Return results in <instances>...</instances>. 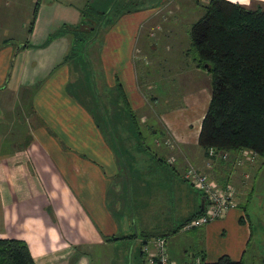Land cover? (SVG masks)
Returning <instances> with one entry per match:
<instances>
[{
    "label": "crops",
    "instance_id": "obj_1",
    "mask_svg": "<svg viewBox=\"0 0 264 264\" xmlns=\"http://www.w3.org/2000/svg\"><path fill=\"white\" fill-rule=\"evenodd\" d=\"M227 1L264 11V0ZM204 5L203 0H0V238L25 241L36 264H145L142 246L156 237L167 239L169 258L177 264L192 256L203 264L223 256L262 264L264 210L257 216V236L246 205L255 194H264V158L245 151L229 160L213 158L208 167L198 144L211 78L196 85L207 95L195 94L190 107L185 98L177 100V108L161 115L170 146H124L135 132L121 125L113 133L100 130L93 117L102 113L98 102L81 100L70 90L72 66L63 60L73 36L67 33L42 46L58 29L79 25L85 12L88 24L100 25L91 40L100 41L95 57L91 51V66L107 100L101 104L111 109L116 126L120 85L135 114L151 106L137 99L136 56H160L151 59L155 69L172 70L166 67H175L177 58L186 55L185 42L190 47L189 31L203 16ZM100 13L107 15L98 22ZM88 59L77 57L83 74L77 83L88 82ZM193 70L201 77V70ZM137 136L144 138L141 131ZM133 150L155 153L158 165L170 166L174 178L188 187L155 191L152 172L138 170ZM118 153L127 161H120ZM189 166L206 172L220 188L233 187L236 195L223 218L184 230L205 202L184 179ZM256 205L262 210V204Z\"/></svg>",
    "mask_w": 264,
    "mask_h": 264
},
{
    "label": "trees",
    "instance_id": "obj_2",
    "mask_svg": "<svg viewBox=\"0 0 264 264\" xmlns=\"http://www.w3.org/2000/svg\"><path fill=\"white\" fill-rule=\"evenodd\" d=\"M203 8V16L189 31L190 48L187 53L197 68H202L211 77V99L201 123L199 147L207 156L210 149L214 150L215 158L220 159L222 154H238L245 151L264 158V11L260 7L254 10L247 9L227 0H212ZM89 14L93 13L89 11ZM100 15L98 22L103 21L107 14ZM35 16L36 11L29 31L32 29ZM87 17L88 14L85 12L79 25L58 29L42 46L70 33L73 42L63 63L74 61L78 64V55L85 51V46L80 48L78 44L89 43L90 38L95 36L100 27L98 24H88ZM120 87L117 89L120 100L118 102L115 100L118 103V106L115 105V111L121 121L118 120L116 126L131 128L138 131L139 135L136 114L128 104L121 85ZM149 101L152 105L156 102ZM102 107L100 112L104 110L107 113L105 107L103 105ZM93 117L100 130L110 131L108 126H111L110 132L113 133V125L109 120L105 122L102 113L99 115L93 113ZM112 138L115 141L114 146L117 145L116 149H119L118 138L114 135ZM204 207L203 204L198 215L188 221L200 216ZM0 264L36 263L25 241L0 238ZM204 264L243 262H234L223 256L214 263Z\"/></svg>",
    "mask_w": 264,
    "mask_h": 264
},
{
    "label": "rangeland",
    "instance_id": "obj_3",
    "mask_svg": "<svg viewBox=\"0 0 264 264\" xmlns=\"http://www.w3.org/2000/svg\"><path fill=\"white\" fill-rule=\"evenodd\" d=\"M85 30H88V28H85ZM91 40L89 43H85L84 45H82L81 43L78 44L80 48H83L85 46L84 47L85 51L83 55L86 59L90 58V66L88 70V75L87 76L84 75V79L88 80V82L84 84L80 82L77 83L78 78H80V76L83 77V74L81 73V71H79V68L75 64V62L71 61L72 82L70 85V90L71 92H73V94L76 97H79L81 100H92V102L95 101V104L96 102H98V107L102 110L103 107H102L101 101H103V104H104L105 93L103 92L101 93V90L97 85L98 83H96L97 82L96 80L98 79L99 74L93 73L92 66H91V61H92V56H93L91 51L93 50L94 57H95L96 52H98V46L100 44V41L96 40V41L91 42ZM188 46H189V43L188 45H186V42H185V47L187 48V50L185 51L186 55L181 56L180 58H177L180 60L179 63H182L184 65L182 64L178 65L179 64L178 62L176 63L175 67H172V65H168V67L166 68L168 70L169 69H172V70L168 71L167 73L158 71V70H161L164 66L158 67L157 69H155V67L152 64L151 59L152 58L160 59L159 58L160 56L158 57L140 56V58L136 56L135 63L139 71L137 72V74H135V76L138 78L136 80V86H137V91L139 93V96L134 91V97L138 96L137 97L138 100L140 99L148 100V105L150 103L149 100H156V102H154V105L150 103L151 106L149 105L148 108H145L143 111L141 110L136 111V117H137L140 131L142 132V134H144L143 140H141L140 137L137 136L138 131L135 130L134 132L136 133V136H134L133 138H129L128 143L124 144V146L140 145L142 147H145V146H150V145H155V146L157 145L160 148H166L168 144L169 146L171 145L168 142L169 139L166 138L165 140L162 134L165 130V126H164V123L162 122L161 115L166 114L168 113V111L170 112L172 109L177 108L175 104L176 102L178 103L177 100H183L184 98L188 103V107H190L191 104L189 101L193 98H197L195 97L196 96L195 94L203 91V90H199V91L196 90V85L199 82L201 83V85H204L205 84L204 82H207V79L209 80V78H211L210 75L202 68L201 69L198 68L199 70L202 71L201 75H199L201 77L195 76L197 74L193 69L194 68L197 69V66H196V63H193L192 57L190 55H187L188 49L190 48ZM181 49L182 51L184 50L183 45ZM190 66H192V68ZM187 70H189V72H187ZM146 71H149V72H146ZM125 81L127 83L126 78H125ZM85 86H87V89H85ZM208 92H209L210 99H211V88L210 87L208 88ZM201 93H205V92H201ZM201 93L199 94L202 95ZM86 95H88L89 97L86 98L85 97ZM91 95H93L94 100L92 99ZM210 99H209V103H210ZM204 100H208V97ZM106 101L107 100H105V103ZM208 106H207V109H208ZM105 107H106L107 113H105L104 110L102 112L103 119L105 120V122L109 120L110 123L113 125L114 129H116V127L120 128V125L115 126V122L110 119L112 115L111 109L108 108V105ZM143 118H144V122L143 121L141 122V119ZM23 123H24L23 128L28 130L29 128L28 122L23 121ZM108 127L110 131H112V127L111 126H108ZM187 127L191 128L194 126L193 124H190ZM122 128H127V127H122ZM112 140H113V145H114L115 141L113 138ZM115 146L116 148H118L117 145ZM133 153H136V150H133L132 154ZM136 154H137L136 163L138 164L137 166L139 167L138 170H141L142 174H146L147 172H152L151 178L154 179L155 184L151 185V187L154 188L155 191H158L160 193L163 188L173 189V187H175V190L177 189L180 192V187L178 186V184L183 186L184 188L188 187V183H185L183 181H177V179L174 178L173 170L171 169L170 166L166 165L165 163L164 165H158V159L155 156V153L151 154L150 152H148V155H147L146 153L143 154L142 152V153H136ZM118 155H119L120 161L126 160L127 158V157L125 158V155H123L122 157V154L120 153H118ZM150 155H152V157ZM230 155L231 154H229L228 156V160L230 159ZM257 157L258 156H256V158ZM238 164H241V162L239 161ZM144 177H146V175ZM148 177H150V174ZM171 196L176 198V196H178V193L174 191L173 194H171ZM261 200L262 202H260ZM175 203H176L175 204L176 212L179 211L178 216L182 217L184 213L183 212L181 213L182 210H181L180 201H176ZM259 203L263 205L262 210L258 208L259 205H256ZM172 207L170 208L169 214L172 213ZM246 210L248 212V215H250L251 217V221L253 222V225L255 226L256 235L259 236V230L256 224L258 222L257 216L261 214V211L264 210V194L262 193L259 195L255 194L254 199L250 201L249 204L246 205ZM260 216H261L260 219L264 221V217L262 218V214ZM134 222H135V219H134ZM260 255L264 257V242L262 243V246H261ZM255 263L258 264L257 262Z\"/></svg>",
    "mask_w": 264,
    "mask_h": 264
},
{
    "label": "built area",
    "instance_id": "obj_4",
    "mask_svg": "<svg viewBox=\"0 0 264 264\" xmlns=\"http://www.w3.org/2000/svg\"><path fill=\"white\" fill-rule=\"evenodd\" d=\"M205 4L212 0H203ZM214 150L208 152L209 167L215 158ZM222 160H228V154H222ZM184 179L187 180L195 189L204 196L203 213L184 224V230L201 228L207 226L214 220L223 218L229 209L235 206V189L231 186L220 188L209 178L208 174L194 166H189L184 173ZM143 253L146 256L145 264H177L170 260L167 249V239L165 237H156L142 246ZM183 264H203L200 259L192 256L190 260Z\"/></svg>",
    "mask_w": 264,
    "mask_h": 264
},
{
    "label": "water",
    "instance_id": "obj_5",
    "mask_svg": "<svg viewBox=\"0 0 264 264\" xmlns=\"http://www.w3.org/2000/svg\"><path fill=\"white\" fill-rule=\"evenodd\" d=\"M206 67H207V65H206Z\"/></svg>",
    "mask_w": 264,
    "mask_h": 264
}]
</instances>
